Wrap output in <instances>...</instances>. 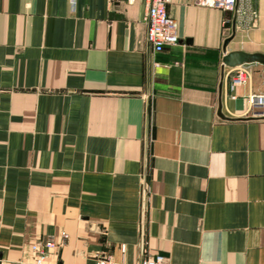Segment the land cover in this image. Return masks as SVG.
<instances>
[{
  "label": "crops",
  "instance_id": "0c3cea01",
  "mask_svg": "<svg viewBox=\"0 0 264 264\" xmlns=\"http://www.w3.org/2000/svg\"><path fill=\"white\" fill-rule=\"evenodd\" d=\"M255 7L239 29L171 0L179 41L157 53L142 0H0L2 264L47 242L45 264H264V65L222 80L234 24L227 51L264 54Z\"/></svg>",
  "mask_w": 264,
  "mask_h": 264
},
{
  "label": "built area",
  "instance_id": "2783aa9c",
  "mask_svg": "<svg viewBox=\"0 0 264 264\" xmlns=\"http://www.w3.org/2000/svg\"><path fill=\"white\" fill-rule=\"evenodd\" d=\"M118 1H125L132 4L137 0H108L110 4ZM145 5L144 21L148 25V40L155 52L161 53L166 47L174 46L179 41L178 27L176 21L168 14L167 7L171 0H142ZM200 6L217 8L234 15L236 27L239 29L251 28L258 13L255 7V0H195ZM243 66V65H242ZM249 71L245 68L238 69L232 77L230 87L233 89L244 85L249 79ZM252 103L253 116L264 117V111L257 108H264V97L253 96L250 99ZM66 237V234H62ZM53 242H47L44 245H34L31 248V264H45L50 255L51 249H54ZM0 264L1 261H0ZM96 264H124L117 262L107 255H98ZM139 264H167L164 256L158 254H149L143 258Z\"/></svg>",
  "mask_w": 264,
  "mask_h": 264
},
{
  "label": "water",
  "instance_id": "95a60500",
  "mask_svg": "<svg viewBox=\"0 0 264 264\" xmlns=\"http://www.w3.org/2000/svg\"><path fill=\"white\" fill-rule=\"evenodd\" d=\"M230 13V12H228ZM236 35V27L234 24L232 35L226 39L224 42V57H223V71H222V80L224 78V69L226 67L228 68H235L238 66H242L245 64H252V63H259L261 65H264V54L262 53H247L243 51H227V47L231 40ZM222 92V84L220 85V96ZM218 116L222 119H228L222 114V103H221V97H220V103L218 108Z\"/></svg>",
  "mask_w": 264,
  "mask_h": 264
},
{
  "label": "rangeland",
  "instance_id": "374dc122",
  "mask_svg": "<svg viewBox=\"0 0 264 264\" xmlns=\"http://www.w3.org/2000/svg\"><path fill=\"white\" fill-rule=\"evenodd\" d=\"M261 111H264V108L261 109ZM249 114H250V115H254L252 111H251Z\"/></svg>",
  "mask_w": 264,
  "mask_h": 264
}]
</instances>
